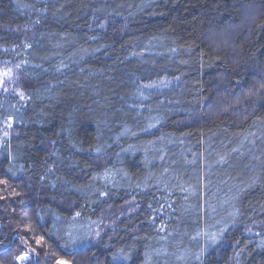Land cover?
<instances>
[{"label": "trees", "instance_id": "obj_1", "mask_svg": "<svg viewBox=\"0 0 264 264\" xmlns=\"http://www.w3.org/2000/svg\"><path fill=\"white\" fill-rule=\"evenodd\" d=\"M1 68L0 264H264V0H0Z\"/></svg>", "mask_w": 264, "mask_h": 264}, {"label": "rangeland", "instance_id": "obj_2", "mask_svg": "<svg viewBox=\"0 0 264 264\" xmlns=\"http://www.w3.org/2000/svg\"><path fill=\"white\" fill-rule=\"evenodd\" d=\"M5 70H9V69H6V68L0 69V89L10 87V84H12L13 82V78H14L13 72L11 71L10 76H3L2 73ZM134 211L135 209L133 208L132 203L127 204L125 207L119 210H115L113 208H106L104 211V219H107V221L104 223V225L101 228L97 229L93 241H96V244L99 243L98 245H100L104 237L107 236L108 231L113 228L114 221L116 220L114 219V217L117 219H120L122 215L123 216L129 215L133 213ZM29 256H30L29 252L28 253L23 252L18 258V261L19 262L26 261L29 259L28 258Z\"/></svg>", "mask_w": 264, "mask_h": 264}, {"label": "snow or ice", "instance_id": "obj_3", "mask_svg": "<svg viewBox=\"0 0 264 264\" xmlns=\"http://www.w3.org/2000/svg\"><path fill=\"white\" fill-rule=\"evenodd\" d=\"M2 75H3V76H10V75H11V70H10V69H9V70H5V71L2 73ZM56 264H67V262L64 261V260H58V261L56 262Z\"/></svg>", "mask_w": 264, "mask_h": 264}]
</instances>
